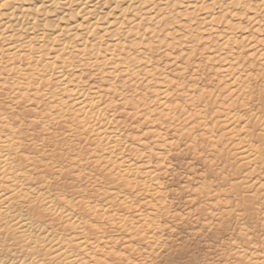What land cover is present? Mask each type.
<instances>
[{"label":"bare ground","instance_id":"obj_1","mask_svg":"<svg viewBox=\"0 0 264 264\" xmlns=\"http://www.w3.org/2000/svg\"><path fill=\"white\" fill-rule=\"evenodd\" d=\"M202 67L215 90L184 80ZM262 91L264 0H0V227L7 221L12 233L26 228L41 243L58 240L72 251L61 248L68 264L77 257L80 264H144V247L172 215L171 205L156 201L165 197L159 175L168 169L173 129L192 148L199 140L212 148L227 142V160L246 166L239 230L251 240L237 257L259 263L248 248H257L256 228L264 229ZM124 117L142 119L146 130L126 128ZM52 125L61 142H87L86 164L102 170L111 188L95 190L97 198L51 190L46 161L29 154L40 133L57 135ZM79 161L71 158L74 176L84 170ZM34 207L44 210L47 227L32 219ZM13 239L19 248L0 233V264L30 256Z\"/></svg>","mask_w":264,"mask_h":264},{"label":"rangeland","instance_id":"obj_2","mask_svg":"<svg viewBox=\"0 0 264 264\" xmlns=\"http://www.w3.org/2000/svg\"><path fill=\"white\" fill-rule=\"evenodd\" d=\"M203 69L205 67H202L201 70H187L184 74V80L195 78L196 86L203 88V90H215L216 84L211 71ZM166 71L169 72V70ZM251 81V94L254 96L249 107L255 108L254 97L258 81L255 79ZM246 107L239 106L238 109L242 112ZM210 108L211 105L209 104L208 109ZM124 120L126 128L135 127L136 133H142L147 128L142 119L124 117ZM50 132H56L57 135L46 132L45 136L40 133L38 149L32 150L29 155L46 161L45 180H47L51 190L65 193L70 197L84 195L97 198L98 195L95 190L112 187V184L103 178L102 170L94 165L86 164L91 156L88 152L89 145L87 142L75 140L73 137L63 142L59 141L57 137L60 130L57 125H52ZM166 136L170 141H173V146L166 152L165 163L168 165V169L159 175L160 189L165 197L157 196L159 200L156 202L160 205L163 203L162 205L168 208L171 205L169 211L172 215L170 214L169 218H161L166 231H160L152 244L145 245L147 247H144V259L148 264H172V262L197 264V262L206 259L215 260L217 257L212 255V250L222 252L224 241H221L219 247L214 245V241L218 236L226 233L227 237L236 238L238 250L232 248V255L221 256L220 258L236 264L240 260L237 255L243 249V245L240 244L242 237H240L239 230V223L242 222L240 220L242 207L240 198L243 188L246 186V184L242 185L241 181L239 182V178L248 171L246 166L240 165V163L234 164L227 160L228 154L226 148L223 147L227 145V142L219 146L213 145L212 148V145H208L206 141L199 140L193 144L192 148L189 146V138L178 135L173 129H168ZM71 158L80 159L79 163L84 164L82 167L84 170L80 172V176H74ZM95 179L97 180L94 182ZM73 184L83 191L79 192ZM208 189L209 192L207 193L206 190ZM216 196H220L221 199L216 200ZM216 201L217 203H215ZM247 221L248 231L252 233L255 224L250 218H247ZM261 230V226H258L255 232L256 237H259V242L256 244L257 248H248V251L254 252L253 255L259 262H256L257 264L264 262V257L259 253L262 243L259 235Z\"/></svg>","mask_w":264,"mask_h":264},{"label":"snow or ice","instance_id":"obj_3","mask_svg":"<svg viewBox=\"0 0 264 264\" xmlns=\"http://www.w3.org/2000/svg\"><path fill=\"white\" fill-rule=\"evenodd\" d=\"M259 103L262 109H264V91L261 92V98ZM261 116L264 117V110L261 111ZM261 124L264 125V120H261ZM258 143L260 144L261 148H264V129L260 131V138L258 140ZM233 211H235V209H233ZM32 213V219H39L44 221L45 227H47V217L44 216L43 209H40L39 207H34L32 208ZM12 223L17 224L15 220H13ZM25 223L31 226L32 221L25 218ZM262 224H264V217H262ZM3 225V227H0V233H6V238L9 242L15 244V246L19 248V243H17L16 240L13 239L14 236H17L20 240H22L28 245L30 256L28 257L25 264H68V262L64 259L62 255L61 248L63 249V252H67L69 255H72V251H70L66 246L61 245L58 240L53 239L51 242L45 240L43 243H41L39 239H37V232H32L31 234H29L26 228H20L19 233H12L8 231L11 228V225L7 221H3ZM171 230L174 231V229ZM41 231H43V229ZM244 235L247 238L240 240V244L247 245L250 242L251 237L247 236V233H244ZM259 235L261 240L264 241V229L260 231ZM68 240L70 241L71 237H68ZM222 240L224 241L222 245L223 251L217 252L215 251V249L212 250V255L216 256L217 259H206L202 262H197V264H233L232 261L221 259L220 257L232 255V248H237L238 250L237 240L236 238L227 237V234L224 233L223 235L218 236L216 238V240L214 241V245L219 247L221 245ZM260 249V255L264 257V243L260 244ZM9 251L11 250L9 249ZM249 260L251 261L252 257H249ZM3 264H7V261H4ZM77 264H80L79 257H77ZM120 264H126V262L121 261ZM135 264H141V262L137 260L135 261ZM144 264H148V262H144ZM172 264H177V262H172ZM236 264H243V262L238 261L236 262Z\"/></svg>","mask_w":264,"mask_h":264}]
</instances>
